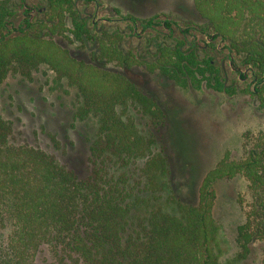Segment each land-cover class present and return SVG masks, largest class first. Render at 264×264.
Instances as JSON below:
<instances>
[{"label": "trees", "instance_id": "obj_1", "mask_svg": "<svg viewBox=\"0 0 264 264\" xmlns=\"http://www.w3.org/2000/svg\"><path fill=\"white\" fill-rule=\"evenodd\" d=\"M47 1L42 20L26 15L11 29L14 12L8 0H0V83L10 70L29 78L46 64L76 88L74 119L93 116L97 122L89 174L79 179L54 155L12 144L11 124L0 114V228H6L0 232V264H37L42 247L52 251L55 264H219L214 185L237 174L247 179L250 194L245 223L238 226L242 248L264 236V133L252 138L243 158L226 157L206 173L196 203L176 201L174 210H165L154 202L168 188L167 159L155 152V138L135 121L139 113L158 126L164 113L125 73L105 64L143 66L181 85L212 78L221 90L218 70L208 61L201 67L194 49L181 48L184 42L157 45L154 58L143 63L122 48L120 33H92L74 1ZM193 5L211 38L226 41L251 70L252 94L264 103V0H193ZM66 19L72 23L70 37ZM125 19L137 22L131 15ZM155 19L140 24L151 27L158 23ZM162 25L170 27L167 20ZM56 36L95 44L92 59L75 57ZM138 161L142 165L137 168Z\"/></svg>", "mask_w": 264, "mask_h": 264}, {"label": "rangeland", "instance_id": "obj_2", "mask_svg": "<svg viewBox=\"0 0 264 264\" xmlns=\"http://www.w3.org/2000/svg\"><path fill=\"white\" fill-rule=\"evenodd\" d=\"M72 1L82 16L92 14L86 18L92 33L98 29L100 33H120L122 48L132 51L143 63L154 58L157 45L173 47L184 42L181 48L194 49L201 67L205 68L208 61L213 70H218L223 83L221 90L215 87L212 78L208 81L201 78L199 85L190 81L181 85L164 75L148 72L143 66L121 68L114 63L105 64L108 69L125 73L164 113L158 126L150 124L147 117L135 114L139 128L155 138V152L161 151L168 162V188L158 193L154 203L168 211L175 209L176 201L196 203L206 173L226 157L228 161L243 158L249 144L254 142L252 138L264 133V103L252 94L256 85L251 70L229 51L226 41L211 38L212 32L194 9L193 0ZM8 2L14 12L11 29L18 27L26 16L24 2L35 8L31 18L34 22L43 19L48 6L47 0ZM128 15L137 22L125 19ZM152 16H156L158 23L143 28L140 21ZM164 20L169 22V28L162 25ZM65 26L70 37V19H66ZM56 40L79 59L89 61L93 57L95 44L69 42L64 36H56ZM78 103L76 88L66 78H58L46 64H40L29 78L10 70L0 83V114L11 124L10 142L50 153L79 179H84L89 174V146L97 122L93 116L74 119ZM141 165L142 161H138L136 167ZM214 192L213 213L218 224L215 250L219 264H264V236H255L247 250L239 240L238 226L245 223L248 212L247 179L241 174L219 179ZM143 210L138 211L143 213ZM0 229L6 232V228ZM53 256L52 251L42 247L37 264H55Z\"/></svg>", "mask_w": 264, "mask_h": 264}, {"label": "flooded vegetation", "instance_id": "obj_3", "mask_svg": "<svg viewBox=\"0 0 264 264\" xmlns=\"http://www.w3.org/2000/svg\"><path fill=\"white\" fill-rule=\"evenodd\" d=\"M23 6H24V9H25V11H26V12H25V15L29 16V18L31 19V18L33 17V14H32V13L34 12L35 8H32V7L27 6V5H26V2L23 3ZM39 10H40V9H39ZM78 11H79V10H78ZM79 13H80V11H79ZM83 17H84V18H87V17L90 18V17H92V14L89 13V14L87 15V17H85V16H83ZM88 18H87V19H88ZM22 20H23V19H22ZM95 21H96V20L92 18V23H95ZM20 23H21V22H20ZM16 28H17V27H16ZM13 29H15V28H13ZM96 34H101V33H100V29L96 30Z\"/></svg>", "mask_w": 264, "mask_h": 264}]
</instances>
